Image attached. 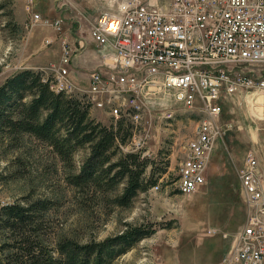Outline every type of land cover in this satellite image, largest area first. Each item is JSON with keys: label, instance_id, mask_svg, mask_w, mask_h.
<instances>
[{"label": "rangeland", "instance_id": "rangeland-1", "mask_svg": "<svg viewBox=\"0 0 264 264\" xmlns=\"http://www.w3.org/2000/svg\"><path fill=\"white\" fill-rule=\"evenodd\" d=\"M120 1L0 0V86L26 68L42 77L50 76L49 66L59 64L63 42L73 50L67 67L74 82L77 73L72 70L78 69L81 60L87 68L99 65L102 56L89 30L101 13L114 11ZM35 13L40 20L33 19ZM54 21H60L59 29L50 25ZM242 69L264 75V65H243ZM88 81L75 83L86 88ZM73 96L86 104L82 93ZM147 96L150 136L145 150L139 153L140 159L149 160L141 176L147 185L126 206L116 202L126 178L108 184L107 179L82 184L72 180L90 153L89 144L77 146L64 158L47 141L29 133H13L0 125V212L8 204L43 207L34 213L36 223L28 227L36 228L35 245L42 261L55 257L59 242L64 240L101 242L130 226L149 225L154 227L151 235L120 253L121 246H117L119 250L108 264H215L222 242L227 246L243 224L246 208L238 173L248 149L264 164L263 96L248 90L225 98L219 115L223 132L215 142L204 182L191 194L178 191V169L183 145L203 113L199 105L186 108L167 91ZM30 99L26 94L21 100ZM139 105V113H144L143 104ZM168 112L172 117L163 118ZM88 116L104 125L120 119L90 104ZM122 119L128 133L126 129L120 132L125 141L116 140V147L110 148V152L114 150L112 161L128 152L126 145L138 132L128 119ZM154 184L157 189H151ZM20 231L11 233L0 227V264H22V259H17L23 244L17 240Z\"/></svg>", "mask_w": 264, "mask_h": 264}, {"label": "built area", "instance_id": "built-area-1", "mask_svg": "<svg viewBox=\"0 0 264 264\" xmlns=\"http://www.w3.org/2000/svg\"><path fill=\"white\" fill-rule=\"evenodd\" d=\"M33 19L41 18L35 13ZM59 23L50 25L59 29ZM89 35L102 57L88 86L70 77L73 50L65 42L59 64L49 66L51 75L43 81L55 93H82L91 106L128 119L138 128L126 145L128 152L145 150L150 136L147 95L167 91L186 108L199 105L203 116L183 145L177 178L178 191L191 194L204 182L223 132L219 115L225 98L248 90L264 98V75L242 69L264 65V0H122L114 11L97 17ZM128 104H143L144 113L127 112ZM162 117L171 118V112ZM263 170L255 152L247 150L238 173L246 215L219 264L264 260Z\"/></svg>", "mask_w": 264, "mask_h": 264}, {"label": "trees", "instance_id": "trees-1", "mask_svg": "<svg viewBox=\"0 0 264 264\" xmlns=\"http://www.w3.org/2000/svg\"><path fill=\"white\" fill-rule=\"evenodd\" d=\"M42 78L39 72L26 68L6 79L0 86V125L8 126L13 133H29L47 141L64 158L70 156L77 146L89 144L90 153L80 173L72 180L82 184L91 180L102 183L107 179L108 184L126 178L116 202L129 205L138 191L147 185L141 176L149 160L145 157L140 159L139 153L127 152L112 161L114 150L110 152V148L116 147V140L125 141L123 135L119 136L126 129L123 127L124 119L120 118L116 124H101L89 118V103L85 104L73 95L53 92ZM26 94L31 95L28 102L21 100ZM17 100L22 102H15ZM125 132L127 134L128 129ZM42 208L36 204H8L1 209V219H4L0 220V227L11 233L21 228L17 240L23 244L19 246L17 259H22V264H108L119 249V253L123 252L154 232L152 226L138 225L101 242L81 244L64 240L59 242L55 257L49 256L42 261L35 245L36 228H28L36 223L34 213ZM117 246L121 248L116 249Z\"/></svg>", "mask_w": 264, "mask_h": 264}, {"label": "crops", "instance_id": "crops-1", "mask_svg": "<svg viewBox=\"0 0 264 264\" xmlns=\"http://www.w3.org/2000/svg\"><path fill=\"white\" fill-rule=\"evenodd\" d=\"M91 38V37H90ZM92 39V38H91ZM93 41V40H92ZM80 43H81V41H79ZM94 42V41H93ZM95 43V42H94ZM100 50V49H99ZM100 53H101V51H100ZM76 55V54H75ZM101 55V54H100ZM83 63H84V60H81ZM81 62V63H82ZM80 64L79 66H78V69H74V70H72L74 73H77V74H75V75H73V78L75 79V82L76 83H78V84H86L87 83V81H88V78H89V74H90V71L89 70H92L94 67H99L100 66V63H99V65H94V66H91V67H89V68H87V66H84V64ZM73 69V68H72ZM249 150V149H248ZM247 152V151H246ZM245 152V153H246ZM245 155V154H244ZM244 159V158H243ZM260 162V161H259ZM243 164V163H242ZM262 165V167H263V169H264V164H261ZM264 171V170H263ZM239 185H240V183H239ZM230 243V242H229ZM228 246H229V244L227 243V246H226V244H225V242H222V244L220 245V249H221V251H220V253H219V258H218V260L216 261V263L215 264H219V262H220V259H221V257L223 256V254L225 253V251L227 250V248H228Z\"/></svg>", "mask_w": 264, "mask_h": 264}, {"label": "bare ground", "instance_id": "bare-ground-1", "mask_svg": "<svg viewBox=\"0 0 264 264\" xmlns=\"http://www.w3.org/2000/svg\"><path fill=\"white\" fill-rule=\"evenodd\" d=\"M50 89L53 90V87H50ZM140 109H141V105L139 104H128L127 105V112L139 113ZM171 117H172V114H171Z\"/></svg>", "mask_w": 264, "mask_h": 264}]
</instances>
